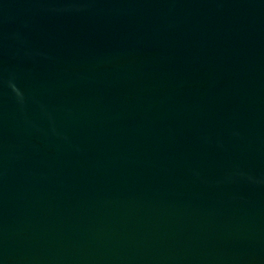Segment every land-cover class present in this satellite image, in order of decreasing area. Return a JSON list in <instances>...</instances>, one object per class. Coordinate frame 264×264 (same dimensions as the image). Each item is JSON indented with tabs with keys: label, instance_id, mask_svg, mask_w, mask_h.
Instances as JSON below:
<instances>
[{
	"label": "water",
	"instance_id": "1",
	"mask_svg": "<svg viewBox=\"0 0 264 264\" xmlns=\"http://www.w3.org/2000/svg\"><path fill=\"white\" fill-rule=\"evenodd\" d=\"M0 264H264V0H0Z\"/></svg>",
	"mask_w": 264,
	"mask_h": 264
}]
</instances>
